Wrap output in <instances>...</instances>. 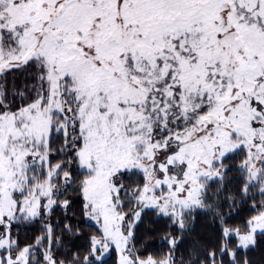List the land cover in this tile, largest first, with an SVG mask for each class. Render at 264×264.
<instances>
[{
    "label": "snow or ice",
    "instance_id": "obj_1",
    "mask_svg": "<svg viewBox=\"0 0 264 264\" xmlns=\"http://www.w3.org/2000/svg\"><path fill=\"white\" fill-rule=\"evenodd\" d=\"M0 264H264V0H0Z\"/></svg>",
    "mask_w": 264,
    "mask_h": 264
}]
</instances>
